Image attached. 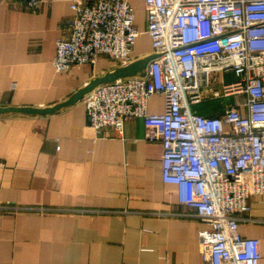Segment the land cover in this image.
I'll use <instances>...</instances> for the list:
<instances>
[{
  "label": "crops",
  "instance_id": "1",
  "mask_svg": "<svg viewBox=\"0 0 264 264\" xmlns=\"http://www.w3.org/2000/svg\"><path fill=\"white\" fill-rule=\"evenodd\" d=\"M76 1L96 0H42L35 12L0 0V107L54 106L115 68L101 58L55 70L56 42L67 36L63 22ZM131 4L145 32L143 0ZM151 52L143 33L133 58ZM148 110L163 113L164 97L153 96ZM148 131L134 118L122 132L107 128L97 138L83 100L53 115L0 114V206L21 208L0 210V264H204L199 232L206 225L188 217L177 187L163 182V147ZM252 208L239 230L260 239L264 264V196Z\"/></svg>",
  "mask_w": 264,
  "mask_h": 264
},
{
  "label": "built area",
  "instance_id": "2",
  "mask_svg": "<svg viewBox=\"0 0 264 264\" xmlns=\"http://www.w3.org/2000/svg\"><path fill=\"white\" fill-rule=\"evenodd\" d=\"M18 3L35 12L42 0ZM143 4L145 32L131 0L74 2L53 66L66 72L101 58L126 65L146 33L157 57L145 75L99 85L84 97L91 129L99 138L143 118L147 139L163 147V182L177 187L179 203L191 211L186 215L206 225L199 232L204 264H260V239L244 237L239 225L252 212V199L264 196V0ZM229 74L235 80L225 81ZM155 95L165 99L161 114L148 110ZM229 99L210 115L197 108Z\"/></svg>",
  "mask_w": 264,
  "mask_h": 264
},
{
  "label": "water",
  "instance_id": "3",
  "mask_svg": "<svg viewBox=\"0 0 264 264\" xmlns=\"http://www.w3.org/2000/svg\"><path fill=\"white\" fill-rule=\"evenodd\" d=\"M156 57L157 56L155 54H150L143 58L136 59L126 65L115 67L107 71L102 76H97L93 78L84 87L74 92L66 101L56 104L54 106L46 107V108H39V107H34V106L0 107V114L15 113V114H25V115H32V116L53 115L63 108H67L69 106L79 103L80 101L84 99V97L88 93H90L95 87L99 85L112 83L119 79L133 77L136 75L144 76L149 63ZM88 119L90 121L89 117Z\"/></svg>",
  "mask_w": 264,
  "mask_h": 264
},
{
  "label": "rangeland",
  "instance_id": "4",
  "mask_svg": "<svg viewBox=\"0 0 264 264\" xmlns=\"http://www.w3.org/2000/svg\"><path fill=\"white\" fill-rule=\"evenodd\" d=\"M115 67H118V66H115ZM224 80L227 81V82H231V81L235 80V78L234 79H231V78H229L227 76L226 78H224ZM228 101H230V99L229 100L213 101V102H210V103L198 105L197 108H199V110H200V108L201 109L208 108V107H210L211 105H214V104L217 105V106H220V105L222 106L224 103H226Z\"/></svg>",
  "mask_w": 264,
  "mask_h": 264
}]
</instances>
